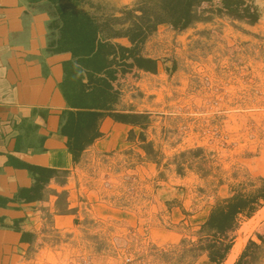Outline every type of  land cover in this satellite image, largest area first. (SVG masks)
<instances>
[{"label": "rangeland", "instance_id": "374dc122", "mask_svg": "<svg viewBox=\"0 0 264 264\" xmlns=\"http://www.w3.org/2000/svg\"><path fill=\"white\" fill-rule=\"evenodd\" d=\"M23 2L32 37L70 54L58 84L65 103V89L87 83L82 72L68 73L80 67L78 36L109 35L107 42L127 49L110 50L107 106L135 122L105 112L91 142L71 153L69 170L37 169L54 181L22 195L38 200L31 209L43 242L19 246L9 264H215L202 249L214 241L205 225L210 212L235 195H255L264 178V0H187L176 25L154 21L170 0ZM136 57L156 60V69H136ZM68 110L67 103L59 110L61 126ZM85 121L74 116L71 125ZM254 207L216 241L215 250L232 248L258 216L232 264H264L256 237L264 238V201Z\"/></svg>", "mask_w": 264, "mask_h": 264}, {"label": "crops", "instance_id": "0c3cea01", "mask_svg": "<svg viewBox=\"0 0 264 264\" xmlns=\"http://www.w3.org/2000/svg\"><path fill=\"white\" fill-rule=\"evenodd\" d=\"M23 1L0 0V264L19 257V246L43 242V223L31 209L38 200L22 195L54 181L37 169L55 173L72 165L59 116L66 103L58 89L70 54L48 51L41 37H32L35 25L23 17ZM18 99L21 105L11 107Z\"/></svg>", "mask_w": 264, "mask_h": 264}, {"label": "trees", "instance_id": "16d2710c", "mask_svg": "<svg viewBox=\"0 0 264 264\" xmlns=\"http://www.w3.org/2000/svg\"><path fill=\"white\" fill-rule=\"evenodd\" d=\"M191 2L187 0H170L168 12L162 16L159 15L155 18L156 21L168 22L173 25L180 24L184 20L188 8ZM157 15V14H156ZM120 34V33H118ZM115 35V34H114ZM110 38L109 35L97 36L95 32L92 34L82 33L77 37V51L73 52L74 56L78 58L79 69L75 65H70L73 72H68L71 76H75L76 71L82 72L86 75L87 83L84 84L81 81L75 86L68 87L64 90V97L69 107L66 113V120L61 126V133L66 137V145L69 151L73 154L78 150H82L84 145H87L92 140V134L96 128L98 118L103 113H108L109 116L113 117L114 121L134 123L135 120L128 121V117L120 113H112L111 108L107 106L109 97L113 96L111 93L113 87L111 84V75L113 70L110 68L111 61L108 56L111 54V49H116L119 52H127V49L118 47L115 48L112 44L107 42ZM123 59V54L120 55ZM130 63L136 69L143 71H154L156 69V60L151 58H131ZM90 64V66H89ZM69 68V67H68ZM99 75V76H98ZM72 77V78H73ZM71 84V81H69ZM65 83L64 86H66ZM79 116L83 117L86 121L76 127L72 123V117ZM136 116H133L134 118ZM109 121L104 120L100 123L99 130L104 129V124ZM83 125V126H82ZM72 130V131H70ZM74 133V134H72ZM261 187L257 193L253 196H242L235 195L229 198L226 205L223 207H216L212 210L208 216L205 225L213 228L214 241L208 243L202 247L203 250L208 252L209 261L215 264H220L224 259L231 244H221V247L217 250L216 241L222 239L224 234L232 228L236 218L244 212L249 215L254 211L255 203L260 199L264 201V178H260ZM256 237L260 241H264L263 236L256 234ZM249 245H255L253 242H248ZM242 257V256H241ZM236 264H239V260Z\"/></svg>", "mask_w": 264, "mask_h": 264}, {"label": "bare ground", "instance_id": "6f19581e", "mask_svg": "<svg viewBox=\"0 0 264 264\" xmlns=\"http://www.w3.org/2000/svg\"><path fill=\"white\" fill-rule=\"evenodd\" d=\"M258 216H255L252 220L250 225H248L247 229L241 233L235 240L234 244L232 245L231 250L226 256V259L224 261V264H232L235 260V258L238 256V254L241 252L247 238V234L253 229V226L255 225V219H257ZM260 221V220H258Z\"/></svg>", "mask_w": 264, "mask_h": 264}, {"label": "built area", "instance_id": "2783aa9c", "mask_svg": "<svg viewBox=\"0 0 264 264\" xmlns=\"http://www.w3.org/2000/svg\"><path fill=\"white\" fill-rule=\"evenodd\" d=\"M77 264H93V263L83 260V261L78 262Z\"/></svg>", "mask_w": 264, "mask_h": 264}]
</instances>
